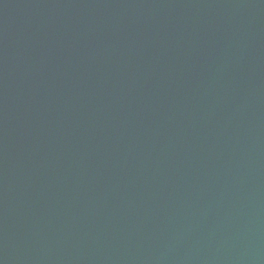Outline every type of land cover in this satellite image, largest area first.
Returning a JSON list of instances; mask_svg holds the SVG:
<instances>
[{
    "label": "water",
    "instance_id": "water-1",
    "mask_svg": "<svg viewBox=\"0 0 264 264\" xmlns=\"http://www.w3.org/2000/svg\"><path fill=\"white\" fill-rule=\"evenodd\" d=\"M0 264H264V0H0Z\"/></svg>",
    "mask_w": 264,
    "mask_h": 264
}]
</instances>
